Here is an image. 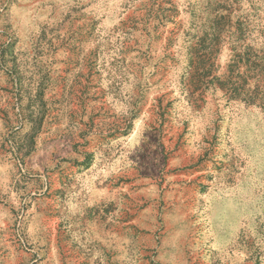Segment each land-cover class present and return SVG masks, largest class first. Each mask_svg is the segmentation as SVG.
Returning a JSON list of instances; mask_svg holds the SVG:
<instances>
[{"label":"rangeland","instance_id":"374dc122","mask_svg":"<svg viewBox=\"0 0 264 264\" xmlns=\"http://www.w3.org/2000/svg\"><path fill=\"white\" fill-rule=\"evenodd\" d=\"M0 264H264V0H0Z\"/></svg>","mask_w":264,"mask_h":264}]
</instances>
